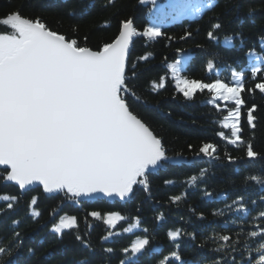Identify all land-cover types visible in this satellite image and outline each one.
I'll use <instances>...</instances> for the list:
<instances>
[{
	"label": "trees",
	"instance_id": "trees-1",
	"mask_svg": "<svg viewBox=\"0 0 264 264\" xmlns=\"http://www.w3.org/2000/svg\"><path fill=\"white\" fill-rule=\"evenodd\" d=\"M205 3L207 0H157L155 5L141 4L140 0H115L114 4L109 0H0V18L20 10L23 16L39 17L51 29L75 37L94 50L114 40L122 22L128 19H132L138 31L159 28L162 35L154 40L134 37L130 62L135 63L136 68L129 87L135 96L128 95L126 99L130 110L162 138L172 158L165 170L149 177L147 191L140 185L135 186L124 204L80 198L76 202L63 193L45 196L40 189L21 193L16 186L0 180V195L19 198L11 210L7 209L6 202L0 201L3 212L0 240L13 238V229L19 231L22 238L19 252H14L9 259H19L20 264H79L81 260L85 264H120L121 260H126L121 249L130 248L138 238H147L148 249L152 251L146 250L139 264H160L175 250L168 233L179 229L183 234L175 243L180 244L179 253L184 261L231 264V256L226 254L230 249L214 251L222 243L215 237L227 234L235 240L242 229L252 230V217L264 209V200L260 199L264 196V185L248 179L250 176L264 178V93L255 89L257 83L264 82V65H261V73L253 76L251 68L255 57L249 55L253 52L264 57L260 44L264 37V0H214L213 9L197 12V7ZM216 22L222 27L214 30L217 39H209L208 32ZM8 30V26L0 25V32ZM189 32L191 36H187ZM226 36L232 37L230 44L225 42ZM146 54H150L147 60L139 59ZM177 60L181 61L182 77L202 82H215L220 78L234 85L231 73H244L241 137L252 144L258 154L256 158L247 157L243 144L229 143L230 130L223 128L226 110L222 109L225 103L232 107V102L218 101L217 106L209 103L211 94L207 90L197 91L191 100L178 91L168 68ZM210 60L215 65L212 72L207 70ZM162 77L164 86L154 88L153 84L159 85ZM252 89L255 91H250ZM252 105H256L255 128L246 120L247 109ZM220 132L224 133L223 137ZM205 143L216 147L214 155L218 159L197 154ZM192 176L198 177L195 185L189 183ZM166 180L173 183L165 184ZM206 192L211 196L205 195ZM34 196L39 199L33 209L29 202ZM175 196L182 198L173 202L171 198ZM241 196L247 206L254 209L251 215L227 207ZM33 210L40 211L41 215L33 218L30 214ZM221 210L223 215L214 214ZM93 211L100 212L102 219L89 215ZM112 212L126 217L117 222L114 229L104 223V216ZM201 214L204 219H200ZM66 215L77 218L78 229L65 230L61 238L51 229ZM161 215L163 220L159 219ZM136 219L140 220V227L131 233L125 232L124 228L134 224ZM13 220H20V226H14ZM109 232L116 235L104 240ZM77 234L91 249L76 239ZM189 234H194L195 238ZM109 247L114 249L112 253L104 251ZM29 248L34 254L29 255ZM231 255L240 259L239 253ZM126 264H136V258L127 259ZM169 264L180 262L169 259Z\"/></svg>",
	"mask_w": 264,
	"mask_h": 264
},
{
	"label": "snow or ice",
	"instance_id": "snow-or-ice-1",
	"mask_svg": "<svg viewBox=\"0 0 264 264\" xmlns=\"http://www.w3.org/2000/svg\"><path fill=\"white\" fill-rule=\"evenodd\" d=\"M109 3L114 4L115 0H109ZM140 3L155 5L156 0H140ZM214 6V0H207L196 11L213 9ZM0 25L9 28L0 32V180L5 184L12 182L21 190L42 186L46 194L63 193L76 202L81 197L98 195L123 201L131 197L137 185L147 191L149 177L165 170L172 158L168 156L162 138L130 110L126 97L135 96L129 84L135 77L136 68V64L130 62V46L134 37H146L148 40L160 37V29L147 27L138 31L132 19H128L122 22L114 40L94 50L75 37H67L51 29L39 17L23 16L20 10L0 18ZM221 27L219 22L213 24L208 32L209 39H217L214 30ZM191 35V32L187 33V36ZM231 41L232 37H225L226 43ZM260 44L264 48V37H261ZM149 55L139 59L147 60ZM249 55L255 57L251 73L256 76L261 73L264 57L253 52ZM168 68L176 88L188 100L193 99L197 91L203 93L207 90L211 94L210 104L232 102V107L225 103L222 109L226 110L223 128L230 130L229 143L243 144L247 157L256 158L258 154L252 144L241 137V108L245 104L241 96L245 91L244 73L232 72L235 84L230 85L220 78L215 82L184 78L180 74V60L169 64ZM214 68L213 62L208 61L207 70L212 72ZM163 86V77L159 85L153 84L154 88ZM255 89L264 93V82L257 83ZM255 111L256 105H252L246 114L247 123L253 128L256 126ZM219 135L223 137L224 133ZM215 152L213 144L205 143L197 154L218 159ZM227 158L232 161L231 156ZM248 179L264 185V178L259 176ZM197 180V176H192L189 183L195 185ZM170 183L173 181H165V184ZM205 195L210 197L211 193L206 192ZM181 198L175 196L171 199L176 202ZM18 199L17 196L0 195V201L6 202L9 210L14 208ZM38 199L34 196L29 207L34 209ZM260 199L264 200V196ZM251 203L255 204V201ZM227 207L248 215L254 210L247 206L243 196ZM30 214L33 218L41 215L37 210ZM214 214L223 215L224 212L221 210ZM89 215L102 219L100 212L93 211ZM125 219L119 212H112L107 214L104 223L114 229L117 222ZM159 219L163 220L164 216ZM200 219H204L203 214ZM252 220V230L242 229L235 240L227 234L217 235L215 239L222 243L214 251L230 249L226 254L231 256V264H264V209L259 210ZM12 223L18 227L21 221L13 220ZM139 227L140 220L136 219L124 231L131 233ZM72 229H78L77 218L66 215L54 224L51 231L62 238L65 230ZM182 234L179 229L168 233L175 250L160 264H169V259L190 264L181 258L180 244L175 243ZM114 235L116 233L109 232L103 239L108 240ZM189 235L195 238L194 234ZM12 237L14 239L0 240V264H20L19 259L9 258L14 252H19L21 233L13 229ZM76 239L91 249L81 235L77 234ZM149 244V239L138 238L130 248L121 249L126 254V260H121L120 264H126L127 259L132 257L139 264L145 251H152L148 249ZM104 251L112 253L114 249L109 247ZM28 253L32 255L34 250L29 248ZM232 253H239L240 259L237 260ZM79 264H85V261L81 260ZM212 264H221V261H213Z\"/></svg>",
	"mask_w": 264,
	"mask_h": 264
},
{
	"label": "water",
	"instance_id": "water-1",
	"mask_svg": "<svg viewBox=\"0 0 264 264\" xmlns=\"http://www.w3.org/2000/svg\"><path fill=\"white\" fill-rule=\"evenodd\" d=\"M133 43H134V38H133ZM133 43L132 45L130 46V54L132 52V47H133ZM2 170V169H0ZM7 184L9 185H12V186H17L19 188L18 185H15L14 183L12 182H8ZM36 189H41L42 190V186H31V190H21L22 193H25V192H29V191H33V190H36ZM43 192V190H42ZM43 194H45L46 196H49V197H54V196H57L59 193L57 194H46L43 192ZM83 200H97V201H106V202H113V201H118V202H124V201H127L129 198H127L126 200H123L121 201L119 198H109V197H105V196H102V195H98V196H95V197H81Z\"/></svg>",
	"mask_w": 264,
	"mask_h": 264
},
{
	"label": "rangeland",
	"instance_id": "rangeland-1",
	"mask_svg": "<svg viewBox=\"0 0 264 264\" xmlns=\"http://www.w3.org/2000/svg\"><path fill=\"white\" fill-rule=\"evenodd\" d=\"M156 1H157V0H156ZM199 13H200V12H199ZM252 58H254V57H252ZM114 202H118V201L110 202V204H113ZM106 216H107V215L104 216V219H106Z\"/></svg>",
	"mask_w": 264,
	"mask_h": 264
},
{
	"label": "bare ground",
	"instance_id": "bare-ground-1",
	"mask_svg": "<svg viewBox=\"0 0 264 264\" xmlns=\"http://www.w3.org/2000/svg\"><path fill=\"white\" fill-rule=\"evenodd\" d=\"M131 55V54H130Z\"/></svg>",
	"mask_w": 264,
	"mask_h": 264
}]
</instances>
